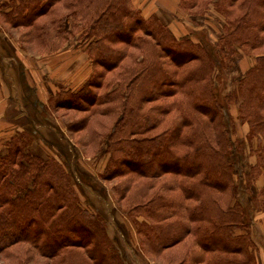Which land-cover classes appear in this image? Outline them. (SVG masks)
<instances>
[{
  "label": "trees",
  "instance_id": "obj_1",
  "mask_svg": "<svg viewBox=\"0 0 264 264\" xmlns=\"http://www.w3.org/2000/svg\"><path fill=\"white\" fill-rule=\"evenodd\" d=\"M179 5L200 14L213 9L222 17L215 44L202 43L208 45L206 36L201 42L188 33L176 37L131 0L0 2L8 7L2 20L33 31V39L25 33L29 40H43L48 27L60 38L80 32L90 73L74 91L58 86L53 106L75 108L86 101L119 108L99 147L108 156L98 176L120 179L114 189L128 204L141 252L159 257L190 238L194 247L178 264H256L235 158L247 143L254 160L241 177L253 206L264 212V182L251 191L258 176L264 179V0H179ZM214 53L223 59L220 68L231 67L241 54L254 58L224 98ZM119 67L117 82L109 80L98 95L93 88ZM158 99L163 101L142 107ZM230 105L247 125L243 137L235 136L236 120L225 117ZM114 109L108 106L105 113ZM68 126L79 130L84 124ZM29 140L19 131L0 153V259L22 250L37 253L44 264H124L105 218L80 203L70 169L57 158L32 153Z\"/></svg>",
  "mask_w": 264,
  "mask_h": 264
},
{
  "label": "rangeland",
  "instance_id": "obj_2",
  "mask_svg": "<svg viewBox=\"0 0 264 264\" xmlns=\"http://www.w3.org/2000/svg\"><path fill=\"white\" fill-rule=\"evenodd\" d=\"M2 1L7 0H0V2ZM181 8L182 13L179 12L178 19L185 26V34H190V39L200 42V38L206 36L209 40L208 45L206 40H203L202 43L208 48L215 44L220 32L222 17L213 9L200 14L197 13V9L190 8V6L181 5ZM60 13H65V10H60ZM47 18L44 16L40 18L39 22L46 21ZM172 18H175V15ZM70 20L73 21V18L67 22V28L70 25ZM28 30L26 27L20 26L11 28V35L0 33V74L9 84V88H12L14 104L18 105L24 101L31 111L29 114L26 111L21 113L28 121L27 126L21 129L29 135L28 149L42 157L57 158L67 169H70L77 182L74 181V187L80 203L105 218L107 234L117 248L124 264H178L186 256L187 248L194 247L192 239L188 238L181 244L165 250L159 257L142 253L139 249V238L135 232L134 224L126 213L128 204L124 200L118 199L114 189L120 179L103 180L98 176L103 171L108 156L107 153H99V147L111 123L118 117L119 108L109 103L89 104L86 101H80L81 104L75 108L53 106L52 96L57 92L58 86L63 91H74L82 84L80 82L82 78L90 73L91 65L83 51L85 43L81 39L80 32H76L73 37L65 35V38H60L51 27H48V31L42 35L43 40H29L25 34ZM28 35L33 39V31H28ZM81 51L83 55L78 54ZM211 51L214 52L213 47ZM75 54L77 58L72 61L71 66L70 60ZM83 58L88 61H84ZM213 58L218 66L216 72H220L222 77L221 85L217 89L221 97L224 98L226 92L232 88L234 79L249 64L253 63L254 58L253 55L243 56V54L233 57V62L229 64L231 67L228 68H220L223 59L219 53H214ZM124 63L131 62L127 59ZM73 69H76V74L72 75L70 71ZM119 69L120 67L115 71L105 73L102 86L93 88L98 95L106 92L109 80L117 82ZM28 80L29 82L33 80L49 82L48 86L55 88V91L53 94L41 97L30 86L31 83H28ZM56 80L60 83H57ZM21 83L24 85L23 89L27 90L28 88L26 91L28 100L21 95ZM162 101L163 99H158L155 102L143 103L142 107L146 109L156 102ZM108 106L115 108L114 111L105 113V108ZM225 112L227 113L225 117L232 116L237 122L235 136L243 137L247 131V125L236 118L235 106L230 105V110H225ZM70 122L84 124V127L79 130L70 129L68 126ZM226 122L229 125L227 118ZM105 145L106 143L103 144V147ZM248 149V144L244 143L242 152L236 154L235 166L241 179L236 180L235 178V180L238 185L239 200L245 207L248 206L245 210V218L248 222H252L251 236L255 244L256 264H264V212L256 210L253 206L250 192L245 189V183L241 177L254 160L253 154ZM165 179L166 177L157 180L156 184ZM263 182V177L258 176L252 184L251 191L256 192ZM90 184H93V188ZM22 248L25 249L24 246ZM20 251V254H11L6 259L1 257L0 264H44L46 262L35 252L23 254V251Z\"/></svg>",
  "mask_w": 264,
  "mask_h": 264
},
{
  "label": "crops",
  "instance_id": "obj_3",
  "mask_svg": "<svg viewBox=\"0 0 264 264\" xmlns=\"http://www.w3.org/2000/svg\"><path fill=\"white\" fill-rule=\"evenodd\" d=\"M131 2L135 7L140 9L142 15L148 16L152 13L157 15L176 37L185 34V26H183V24L179 22L178 19V16H180L179 12L182 13V9L179 5V0H131ZM2 11H7V7H0V33L11 35L12 32L10 30L13 27L2 20ZM173 14L175 15V18H172V16H174ZM78 54L83 55V52L81 51ZM76 58V54L73 55L72 59L70 60L71 66L73 63L72 61ZM83 60L88 61L89 59L87 60L83 58ZM84 61L82 62L84 63ZM75 70L76 69H73L72 71H70V73H72V75L76 74ZM24 72L26 75L25 70ZM86 77L87 75H85L80 82H83ZM56 81L57 83H60V81ZM28 83H31L30 86L35 89L36 93H39L38 95L41 97L47 94H53L55 91V88H51L50 86H48L49 82H37L36 80L29 82L28 80ZM52 84L54 85V82H52ZM23 111H26L27 114L30 112L28 109V105L25 104L24 101L18 105L14 104L12 88H9V84L4 81L0 74V153L5 150V142L13 134L21 131L23 127L27 126L28 121L27 119H25L23 114H21L23 113Z\"/></svg>",
  "mask_w": 264,
  "mask_h": 264
}]
</instances>
